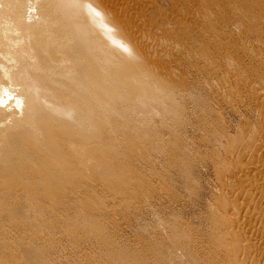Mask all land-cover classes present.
Instances as JSON below:
<instances>
[{
  "label": "bare ground",
  "instance_id": "obj_1",
  "mask_svg": "<svg viewBox=\"0 0 264 264\" xmlns=\"http://www.w3.org/2000/svg\"><path fill=\"white\" fill-rule=\"evenodd\" d=\"M118 19L101 0H0V235H9L2 228L4 222L30 225L47 217L49 210L54 215L89 205L97 188L126 184L122 177L116 180L119 169L127 168V159L113 160L117 145L122 142L137 149L133 138L143 121L140 112L153 102L177 106L171 83L168 87V80L165 83L171 72L165 75L163 68L145 64L140 54L144 45L140 51L123 28L127 23L122 26L125 21ZM156 89L162 93L158 95ZM260 92L256 97L264 101ZM253 131L241 138L237 133L233 141L225 138L229 148L219 143L229 158L218 155L215 160L220 187L209 204L206 251L191 256L189 252L195 263L264 264V142L260 143L264 130L261 141L258 131ZM179 236V249L190 245L187 235ZM156 254L157 261H163L160 252Z\"/></svg>",
  "mask_w": 264,
  "mask_h": 264
},
{
  "label": "rangeland",
  "instance_id": "obj_2",
  "mask_svg": "<svg viewBox=\"0 0 264 264\" xmlns=\"http://www.w3.org/2000/svg\"><path fill=\"white\" fill-rule=\"evenodd\" d=\"M101 1L121 17L118 20L125 21L122 26L127 23L123 28L134 36L130 38L140 51L144 45L140 54L145 64L163 68L165 75L171 72L165 83L168 80L167 87L170 83L174 86L170 84L169 88L177 106L153 102L150 106L154 108L144 109V115L140 112L143 121L138 123L139 137L133 138L139 152L122 142L117 145L113 160L127 159L124 163L129 167L117 173L120 177L116 180L122 177L127 184L117 182L114 187L119 194L115 188H97L89 205L69 207L54 215L49 210L47 217L30 225L4 222L2 228L9 235H0V264H199L190 256L206 251L209 206L220 187L215 160L228 157L219 143L226 146L225 138L235 140L237 133L238 138L247 137L255 129L259 140L263 139L264 105L260 104L264 101H259L255 93L264 92V0ZM140 36L147 37L142 40ZM155 40H160L157 46ZM227 59L233 61L232 73ZM237 66L245 67L241 70ZM159 90L158 95L162 93ZM118 186L124 189L123 194ZM229 193L226 191L227 196ZM179 235L191 239L185 249L178 248ZM125 251L126 257L122 256ZM157 251L162 263L155 258Z\"/></svg>",
  "mask_w": 264,
  "mask_h": 264
}]
</instances>
